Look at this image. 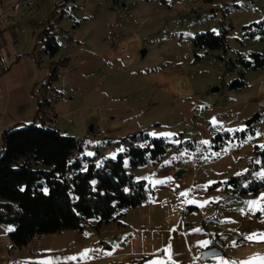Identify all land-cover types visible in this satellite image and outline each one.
I'll return each mask as SVG.
<instances>
[{
    "label": "crops",
    "instance_id": "0c3cea01",
    "mask_svg": "<svg viewBox=\"0 0 264 264\" xmlns=\"http://www.w3.org/2000/svg\"><path fill=\"white\" fill-rule=\"evenodd\" d=\"M14 1L0 0L3 4V9L0 11V61L4 66V70L0 69V135L5 130L30 123L36 118L38 123L42 121L45 126L66 135L76 136L79 139L84 138L87 143L84 144L80 155L96 157L98 162L115 159L118 154L125 151L129 143L116 146L108 144L107 140L117 142L123 137L139 133L147 127V124L143 127L145 123H143L142 116L157 104L149 102L141 107L137 102L139 98L133 100L131 93L129 98H123L122 94L115 93L117 86L114 76L116 75L112 73V70L122 64L127 66L139 54L141 57L145 56L146 51H141L143 46L141 37L131 31L132 28L129 25L127 28L124 26V33L116 41H112L100 50L90 44L91 37L82 38V35L78 34V29L88 21L86 19L81 23L75 21L78 23L75 28L66 27L64 29V32L70 31V34L75 35V39L71 42L73 41L72 43L76 45L72 49V45L67 43L71 48L61 57V59L69 58L70 62L58 71L56 80L46 84L50 73L55 69L52 63L59 61L55 60L58 54L53 58L49 57L43 45L37 48L43 38L47 23H41L35 28L40 32V37L34 46L28 52L19 54L17 39L21 29L18 24L10 22L14 17H10L11 13L8 10ZM37 2L39 3V0ZM134 5L138 4H132ZM209 5L221 8L220 12L225 20L228 19L227 15L234 16L236 13L255 11L259 18L251 24L264 21V0H213ZM66 6L61 8H66ZM64 10L65 12H61L60 16L71 17L72 12ZM119 11L111 12L118 13ZM52 12L51 6L48 14L51 15ZM129 14L127 12L125 17ZM19 15L17 16L21 19L34 17L26 13ZM62 21L60 19L57 25L53 24L55 30L52 33L55 40L58 38V35H55L56 29ZM225 24L227 25V22ZM230 25L235 28L232 22ZM248 25H243L241 38L237 40L244 41L243 28ZM111 30L113 31L112 26ZM34 31L32 30L31 34H34ZM86 43L90 45L84 46L87 45ZM38 49L42 52V56L35 53ZM202 52L197 51L196 53ZM114 64L116 66H112ZM222 67L224 68V64ZM219 75L212 72L200 80L190 82L192 95L195 98L199 95L202 99L203 91L206 92L208 87L214 86L219 80ZM141 76L150 79L149 83L159 95L168 97L176 95L175 85L178 81L171 72L161 70ZM199 81L201 88L196 90L194 83ZM263 89L261 88L256 98H251L238 111L235 110L238 122L232 125L224 124L223 130L228 131L231 126H238L237 131L244 130L240 128L242 120L255 115L264 105V98L261 95ZM203 102L212 104L210 108L215 107L214 99L205 98ZM38 104H40L39 111ZM237 104L240 105L238 101H231L230 108L233 109L232 106L236 107ZM159 105L162 106V104H157L155 108ZM246 106L248 109L244 112ZM154 117L148 120H153ZM98 128L102 130V138L95 135ZM98 140L102 141V145ZM234 140L237 141L236 138ZM85 145L95 152L93 156L85 154ZM113 145L117 150L113 148ZM240 147L242 146H235L231 150ZM184 165L186 167H177L175 163L173 173L175 174L179 169L186 171L187 166L191 174L195 173L196 166L193 162L185 161ZM171 196L168 199L165 197L156 199L152 195L151 204L127 212L122 219L124 226L115 224L111 227L109 224L99 231L86 227L83 234L65 231L61 234L42 237L38 254L35 256L28 252L14 253V244L9 240V234L14 228L9 225H0L4 229L0 232V264H242L245 261L249 264H264V249L243 261H235L233 258L236 254L234 247H239L237 242L240 240L246 242L244 246L252 242L264 244V239L260 237V234H264V214H259L264 205V199H261L264 197V192L255 197L246 196L241 201L232 204H230L231 200L223 201L217 208L218 216L211 228L209 224H205L191 232L188 228L192 227L193 223L199 225L203 219H195V222L192 220L191 224H187L188 219L177 207L178 205L170 204V200L179 198V195L172 193ZM252 201H258V203L250 206ZM213 212L214 209L211 213ZM212 228L213 231H211ZM254 234V239L246 238ZM214 240L219 243L217 246L222 251L226 247L227 252L224 253L226 257L198 262L197 253L215 246ZM224 240L227 243L222 246L221 242ZM232 241L234 243L230 244Z\"/></svg>",
    "mask_w": 264,
    "mask_h": 264
},
{
    "label": "rangeland",
    "instance_id": "374dc122",
    "mask_svg": "<svg viewBox=\"0 0 264 264\" xmlns=\"http://www.w3.org/2000/svg\"><path fill=\"white\" fill-rule=\"evenodd\" d=\"M32 1L39 9L37 15L23 19L19 15L10 21L15 25L18 24L19 29H21L17 39L19 44L17 52L19 54L28 52L34 46L40 37V32L35 28L39 27L41 23L45 24L51 15L54 26L57 25L58 20H63L55 33L58 35L56 43L60 48L55 60H62V55L69 51L71 46H68L67 43L72 45V49L76 45L72 43L73 41L71 42L72 39H75V35L70 34V31L64 32L66 27L68 29L75 28L78 24L75 21L80 23L84 22V19L88 21L78 29V34H81L82 38L84 36L91 37L90 44L100 50L112 41H116L124 33V26L127 28L129 25L134 29L131 31L141 37L143 42L141 51H146L144 57L139 54L127 66L125 64L119 67L116 64L112 65L116 66L112 70V73L116 75L114 76L117 86L115 93L122 94L123 98H129L131 93L133 100L139 98L137 102L141 107L149 102L162 104L157 108H155L157 105L155 104L151 111L145 112L142 120L145 123L143 127L146 124L147 127L141 131L146 130L145 134L152 139L164 140L168 143L169 148L162 160L156 164L134 168L126 161L125 168L134 179L145 181L149 191L156 199L163 197L168 199L172 193L179 195V198L171 199L170 204L176 203L178 205L177 207L188 219L187 224H191L192 220L195 222V219H204L205 224H209L211 228L214 221H207L206 219L211 216V211H213L217 201L223 198L222 195L231 190L230 178L246 171L247 159L251 156L255 146L260 150L264 148L261 147L264 145V105L256 113L259 117L250 125L249 131L246 130V122L254 115L242 120L240 124V128L244 129L242 131H237L239 130L236 129L238 126H231L228 131L223 130L224 124L232 125L238 122L235 110L238 111L251 98H256L261 88H264V69L244 70L241 67H236L232 71L225 72V68L222 67L224 62L219 60V57L222 56L221 52L217 54L215 52L196 53L199 58L197 60L193 53L192 40L195 36L206 32H216L217 34L220 23L224 29H227L232 22L235 28L231 25L233 29L226 38L228 54L225 59L248 58L249 53L264 54V39L259 34L246 36L243 31L244 41L237 40L241 38L243 25L251 24L259 18L257 13L255 11L236 13L234 16L227 15L228 19L225 20L222 12H220L221 8L218 9V6L210 7L209 3L200 0H167L166 5L155 0L150 2L123 0L121 4L116 6L112 4L111 0H39V3L37 0ZM62 1H67V6L58 10L56 6ZM135 3L138 5L132 6ZM51 6L53 12L50 15L48 10ZM64 9L71 11V17L75 20L69 16L65 18L60 16L61 12H65ZM117 10L120 11L118 13L111 12ZM127 12L130 14L125 17ZM32 30H35L34 34H31ZM254 31L251 29L248 33ZM63 34L67 37H64ZM50 35L53 37L54 34ZM86 44L84 46L90 45L89 43ZM39 47L41 46L37 45V48ZM35 53L43 55L40 49ZM122 68H124L123 71ZM161 70L171 72L178 81L175 85L176 95L174 97L159 95L149 83L150 79L141 76ZM212 72L220 74L219 80L214 86L208 87L206 92L203 91L202 99L199 98V95L195 98L190 91L192 89L190 82L200 80ZM235 79L243 80L246 86L239 90H230L229 84ZM215 87L218 88L217 93L212 92ZM199 88H201V82H195L194 89L198 90ZM261 95L264 98V89ZM205 98L214 99L215 107L210 108L212 104L203 102ZM231 101H238L240 105L232 106V109L230 108ZM244 108L245 112L248 106ZM151 117L154 119L148 120ZM243 131H245L244 141L237 142L234 140ZM218 133H227L230 142H225L222 148L215 152L211 148L213 146L212 138ZM101 142H99L100 145H102ZM85 143H87L86 140ZM179 145L181 148L176 151ZM235 146L242 147L232 151V147ZM113 148L117 150L115 145ZM84 151L86 155L91 153L93 156L95 153L86 145ZM104 156L107 158L106 155ZM185 161H191L195 164V173L191 174L189 166H187L182 175L177 176V171L174 174L173 166L175 163L177 167H186ZM262 174L264 175V172ZM157 181L160 182L157 183ZM181 193H187V195L184 196ZM231 201L230 204L236 202V200ZM89 223L87 227L93 225V222ZM110 225L112 227L115 224ZM200 226L201 221L199 225L193 223L192 227L187 228L191 232ZM3 231L4 229L0 226V232ZM233 243L234 241L230 244ZM252 243L247 246L243 245L244 247H234L236 251L233 256L234 260L243 261L264 249V244ZM225 249L226 247L223 248L224 253L227 252ZM200 253L201 251L197 253L198 255L196 254L198 262Z\"/></svg>",
    "mask_w": 264,
    "mask_h": 264
},
{
    "label": "trees",
    "instance_id": "16d2710c",
    "mask_svg": "<svg viewBox=\"0 0 264 264\" xmlns=\"http://www.w3.org/2000/svg\"><path fill=\"white\" fill-rule=\"evenodd\" d=\"M67 1L59 2L57 9L65 7ZM155 1L163 5L167 3V0ZM200 1L211 4L213 0ZM111 2L116 6L123 0ZM52 20V17L47 19L43 38L38 43L45 47L51 58L59 52L56 40L50 35ZM263 24L264 21L251 24L243 31L246 36L259 34L264 39ZM222 26L220 23L217 34L206 32L193 38L195 58L199 59L197 51L221 52L219 60L224 62L225 72L236 67L264 69V54L249 53L248 58L225 59L228 54L226 38L233 28L231 25L227 29ZM251 29L255 31L248 33ZM69 62V58L55 62V69L46 84L56 80L58 71ZM245 86L243 80L235 79L229 84V89L239 90ZM250 129V126L246 128ZM145 132L123 137L117 142L111 141L116 146L126 143L129 146L115 159L98 162L96 157L80 155L84 139L45 126L42 121L38 123L36 118L30 123L3 131L0 135V225L14 228L9 234L10 242L24 245L34 235L44 237L65 231L83 234L89 222H93L91 228L95 231L109 224L124 226L122 219L128 211L151 204L152 194L146 182L134 179L125 168L126 160L136 168L156 164L165 156L168 143L152 139ZM244 137L245 131L236 137L237 142L244 141ZM225 142H230L227 133L216 134L212 138V150L219 151ZM180 148L181 145L176 151ZM247 165L245 172L230 178L231 190L215 204L214 212L207 221L217 219V208L223 201H241L246 196L255 197L264 192V148L260 150L255 146ZM259 214H264V205ZM201 225H205L204 219ZM213 242L219 245L217 241Z\"/></svg>",
    "mask_w": 264,
    "mask_h": 264
},
{
    "label": "built area",
    "instance_id": "2783aa9c",
    "mask_svg": "<svg viewBox=\"0 0 264 264\" xmlns=\"http://www.w3.org/2000/svg\"><path fill=\"white\" fill-rule=\"evenodd\" d=\"M56 9V7H54ZM3 9V4L0 2V11ZM54 9V10H55ZM8 10L11 13L10 17H15L19 15L20 13H26L28 16L31 15H37L39 12V9L34 5L32 0H15L9 7ZM0 69L4 70L3 63L0 61ZM96 137L102 138V130L101 128H98L95 132ZM108 144H111L110 140H107ZM42 237L34 235L31 237L24 245H14L13 246V252L14 253H20V252H28L31 255H37L39 248H40V240ZM227 243L226 240L221 242V245H225ZM245 241H238V246L245 245ZM219 247V246H218ZM220 248V247H219Z\"/></svg>",
    "mask_w": 264,
    "mask_h": 264
},
{
    "label": "water",
    "instance_id": "95a60500",
    "mask_svg": "<svg viewBox=\"0 0 264 264\" xmlns=\"http://www.w3.org/2000/svg\"><path fill=\"white\" fill-rule=\"evenodd\" d=\"M212 92L213 93L218 92V88L217 87L213 88ZM258 117H259V115L255 114L251 119H249L246 122V126L249 127L251 124H253L258 119ZM182 174H183V170H179L176 173L177 176H180ZM224 256H225V254L222 251V249L219 248L217 245H215V246H211L209 248L204 249L200 253L199 262H203V261H206V260L212 259V258L224 257Z\"/></svg>",
    "mask_w": 264,
    "mask_h": 264
},
{
    "label": "snow or ice",
    "instance_id": "6c2138e0",
    "mask_svg": "<svg viewBox=\"0 0 264 264\" xmlns=\"http://www.w3.org/2000/svg\"><path fill=\"white\" fill-rule=\"evenodd\" d=\"M213 123H215V121H213ZM202 143H206V142H202ZM261 147H264V145H262ZM89 155H92L91 153H89ZM160 181H157V183H159ZM181 195H184V196H186L187 195V193H181ZM261 199H264V197H262ZM258 203V201H252V202H250V206L251 205H256ZM9 231H11V229H9ZM260 237H261V239H264V234H260ZM247 239H249V240H252V239H254L255 238V234L254 235H252V236H248V237H246ZM206 243V242H205ZM84 255H87V253H84ZM242 264H249V262L248 261H245V262H242Z\"/></svg>",
    "mask_w": 264,
    "mask_h": 264
}]
</instances>
